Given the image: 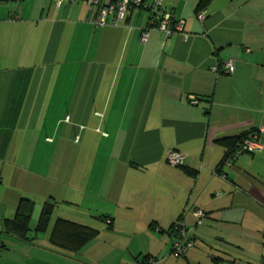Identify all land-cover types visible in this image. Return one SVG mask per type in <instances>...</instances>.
I'll return each mask as SVG.
<instances>
[{
    "label": "crops",
    "instance_id": "1",
    "mask_svg": "<svg viewBox=\"0 0 264 264\" xmlns=\"http://www.w3.org/2000/svg\"><path fill=\"white\" fill-rule=\"evenodd\" d=\"M199 1L163 0L184 27L144 43L145 10L96 27L84 0H0V264H264V134L220 168L221 139L264 127V0H213L204 20ZM22 198L32 229L55 206L34 241L1 233ZM58 218L99 233L59 248Z\"/></svg>",
    "mask_w": 264,
    "mask_h": 264
},
{
    "label": "built area",
    "instance_id": "2",
    "mask_svg": "<svg viewBox=\"0 0 264 264\" xmlns=\"http://www.w3.org/2000/svg\"><path fill=\"white\" fill-rule=\"evenodd\" d=\"M74 0H52L57 8H61L65 3ZM95 9L94 24L96 27H103L108 24L121 25L125 22L127 15L130 12L140 13L141 11H148L150 13L149 25L143 28L141 41L146 42L149 38L151 29H159L164 31L168 36L175 31H180L184 27V20H178L173 23V14L166 10L163 6V0H84ZM200 20L206 18L205 11L198 14ZM224 68L227 72L234 73L235 63L233 60L224 63ZM192 102L196 103V97H192ZM264 134V127L256 132H252L245 137L241 144H239L236 152L225 160L224 165L231 166L243 154L247 152H256L263 148L262 139ZM169 162L173 166H180L184 163V156L178 151H170ZM225 175V174H224ZM198 222L201 223L207 213L202 209H196L193 212ZM176 239L173 243V252L178 256H184L190 251L195 244L194 237L190 234L189 229L183 224L179 223L176 226ZM2 244L0 242V250ZM155 261V260H152Z\"/></svg>",
    "mask_w": 264,
    "mask_h": 264
},
{
    "label": "trees",
    "instance_id": "3",
    "mask_svg": "<svg viewBox=\"0 0 264 264\" xmlns=\"http://www.w3.org/2000/svg\"><path fill=\"white\" fill-rule=\"evenodd\" d=\"M212 1L213 0H200L197 5L196 12L199 14L201 11L205 10ZM174 22L175 19L173 18V23ZM256 131L258 130L255 129L238 136L221 139V142L227 147V150L220 163V168L223 167L225 160L236 152L239 144L242 143L243 139L247 137L248 134ZM34 207V200L29 198H22L18 205L15 216L13 218H6L2 221L1 233L24 241H34L35 233L38 234L39 232L47 231L53 216L55 207L54 203L46 202L44 204L38 223L35 229H32L31 221ZM178 224L179 223H175L169 231H172L177 235L176 226ZM32 231L34 232L33 235L31 233ZM98 233L99 230L94 227L69 219L58 218L51 230L50 240L52 244L59 248L76 252L81 250L90 240L95 238ZM0 242L3 248L4 243L1 240Z\"/></svg>",
    "mask_w": 264,
    "mask_h": 264
},
{
    "label": "rangeland",
    "instance_id": "4",
    "mask_svg": "<svg viewBox=\"0 0 264 264\" xmlns=\"http://www.w3.org/2000/svg\"><path fill=\"white\" fill-rule=\"evenodd\" d=\"M205 218H206V217H204V220H205ZM204 220H203V221H204ZM33 224H34V223H33ZM31 225H32V224H31ZM32 227H33V226H32ZM189 232H190V234L193 236V234H192V232H191L190 230H189ZM194 241H195V240H194ZM194 246H195V244H194ZM194 246H193V247H194ZM193 247H192V248H193ZM192 248H190V250H191Z\"/></svg>",
    "mask_w": 264,
    "mask_h": 264
}]
</instances>
